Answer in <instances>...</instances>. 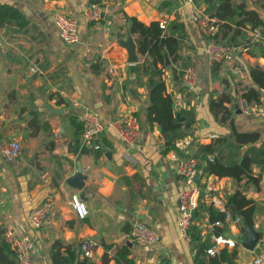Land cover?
Here are the masks:
<instances>
[{"label": "crops", "instance_id": "crops-1", "mask_svg": "<svg viewBox=\"0 0 264 264\" xmlns=\"http://www.w3.org/2000/svg\"><path fill=\"white\" fill-rule=\"evenodd\" d=\"M93 1L102 8L101 18L86 22L80 13ZM163 1L166 3L160 7ZM242 1L247 10L264 21V0ZM0 3L14 6L27 20L23 28L0 26V142L13 139L20 146L19 157L14 160L0 155V234L7 225L22 229L33 245V264H50L55 243L61 255L67 249L74 250L73 264H115V255L123 250L134 264H195L189 238L181 240L178 236L175 204L179 192L191 186L196 188L198 181L204 185L201 198L204 204L217 200L223 207L225 196L240 190L253 207L251 228L242 226L239 232L240 227L231 223L214 225L222 230L221 236L209 239L210 243L215 239V254L225 248L227 252H235L233 264H253L257 258L258 264H264V167L250 165L251 176L258 180L256 187L244 179L235 182L213 175L200 178L199 171L194 173L191 183L176 176L178 165L196 154L200 146L222 138L223 145L206 157L225 161L233 153L228 145L232 146L235 133L257 135L253 144L238 148L239 162L250 148L248 156L264 151V91L248 75V69L253 67L264 72V38L260 34L255 37L252 29L247 30L249 44L243 42L239 44L241 52L223 57L213 76L211 61L203 52L208 36L202 35L194 23L196 9L204 12L202 0H0ZM56 10L77 18L75 44L66 45L59 39L52 22ZM161 11L166 24L176 19L184 25L179 55L189 61L195 73L193 87L185 90L181 79L173 80L171 68L163 71L165 92L171 98L172 111L179 116L177 121L183 133L173 150H165L159 128L147 121L146 76L135 73V64L141 59L125 19L134 17L148 24L157 21ZM129 41L136 56L134 63L128 62ZM168 61L171 64L169 58ZM171 65L177 73L179 67L176 63ZM32 66L36 70L29 72ZM249 87L259 91V105L248 104L251 111L244 114L238 100L241 89ZM224 92L232 97L225 105L230 122L221 124L209 111L208 101ZM44 106L60 113L52 114ZM84 111L96 113L104 124L120 114L134 115L140 127L136 146L125 148L106 129L99 135V151L78 148L76 153L69 152L73 130L68 118H77ZM30 114H36V126L29 125ZM186 123H190L188 127ZM61 125L65 127L63 138L58 132ZM76 164L85 176L80 191L66 183ZM71 194H76L86 206L87 215L82 220H77L70 209ZM197 196L198 193L193 196L195 205ZM46 200L52 203L49 222L32 229L28 213ZM135 223L153 230L158 236L157 244L149 247L134 244L128 235ZM196 225L202 238L212 228L204 212ZM250 235L255 242L247 245ZM82 241L91 244L89 258L81 256ZM208 257L198 259V264H207Z\"/></svg>", "mask_w": 264, "mask_h": 264}, {"label": "trees", "instance_id": "trees-1", "mask_svg": "<svg viewBox=\"0 0 264 264\" xmlns=\"http://www.w3.org/2000/svg\"><path fill=\"white\" fill-rule=\"evenodd\" d=\"M93 2L97 3L96 1ZM202 2L205 4L204 12L214 19L215 32L209 35V40L229 45H239L244 42V44L248 45L249 38L246 35V31L254 28H258L260 36L264 38V21L260 20L254 11L247 10L244 1L202 0ZM165 3L166 1L161 2L160 7ZM125 19L131 22L128 29L134 37L136 52L141 59L139 63L135 64V73H137V76L138 74L146 76L145 81L148 87L149 102L146 109L147 121L149 124H154L159 128L164 140L165 150L176 149L175 141L182 137L183 133L181 132V125L172 111L171 98L165 92L163 71L167 67L171 68L173 80L177 81L181 79L182 69L189 64L185 57L179 55L184 25L176 19H172L168 21L164 29H160L156 21L144 24L134 17L125 16ZM26 24L27 20L14 6L0 3V26L23 28ZM163 52L166 53L171 64L176 63V66L179 67L177 73H175V68L171 64H164ZM219 63L220 60L211 61V75L214 76L216 74ZM248 75L257 87L264 91V72L253 67L248 69ZM240 96L248 104L259 105L260 93L257 89L252 87L241 89ZM231 99L232 97L229 93L224 92L216 99L208 101L209 111L221 124L227 121L230 122L228 118L229 110L225 105L229 104ZM30 115L29 125L36 126L37 121L34 120L36 114ZM68 121L69 127L73 130L68 150L71 153H76L82 126L77 121V118L70 116ZM189 124L186 123L185 126L188 127ZM256 138L257 135L255 133H235L232 146L228 145L233 150V153L223 162L216 157H212L208 161L206 155L212 156L223 145L224 138L214 141L211 145L200 146L197 153L189 158L194 159V169L195 172H200V178L213 175L217 178L228 177L235 182L244 179L247 184L256 187L258 180L251 176L250 165L256 163V165L264 167V151H257L259 152V160H256L258 157L257 152L255 154L250 153L251 155L249 156L246 155V152H251V148L245 152L240 162L237 159L238 148L241 145L253 144ZM195 186L198 196L191 217L188 236L195 251L193 261L198 264L200 261L198 259L204 256L203 251L211 247L210 236H221L222 230L214 226V223L223 224L224 214L215 209L212 204H204L201 201L204 185L197 181ZM223 207L232 217L237 216L241 219L239 232H242V226L246 228L252 227L253 207L251 206V201L245 198L242 191L234 190L232 194L226 195ZM203 212L206 213L207 221L212 225V228L210 233L202 238L200 236V228L196 223L200 220ZM58 248L59 246L56 243L52 246L50 264H73L75 262L74 250L67 249L66 253L61 255ZM234 256V251L227 252L225 248H221L217 254L208 257L207 264H233ZM114 260L115 264H134L128 258V252L125 250L118 252ZM0 264H16L13 253L2 241H0Z\"/></svg>", "mask_w": 264, "mask_h": 264}, {"label": "built area", "instance_id": "built-area-1", "mask_svg": "<svg viewBox=\"0 0 264 264\" xmlns=\"http://www.w3.org/2000/svg\"><path fill=\"white\" fill-rule=\"evenodd\" d=\"M102 8L97 3L91 2L86 5L80 16L86 22H96L100 20ZM161 16L157 19V26L164 29L166 20L163 17V11L160 12ZM52 22L59 39L66 45L75 44L78 41L77 33V18L65 14L61 10H56L53 13ZM194 23L196 28L202 35L208 36L215 32L214 20L205 14L200 8L196 9L194 14ZM252 34L255 37L259 36L258 29H252ZM242 49L239 45H229L224 43H215L208 40L204 47L205 53L209 61H218L223 57L233 52H241ZM35 67H29V72H34ZM195 82V73L192 66L188 65L182 69L181 83L183 89L189 90L193 87ZM240 109L244 114H249L251 111L248 103L240 97L238 100ZM77 121L82 126V131L78 138V148L87 152L99 151L101 149L99 144V135L104 130L111 131L117 140L127 149L136 146L140 127L137 118L131 113L120 114L112 118L107 124H104L101 118L94 112L84 111L77 115ZM57 136V132L53 134ZM20 146L16 140L9 139L0 142V155L6 160H14L19 157ZM208 161L211 156L206 157ZM195 161L193 158H187L176 169V176L187 183H191V179L195 173ZM197 192L194 186L181 190L176 198V211L177 220L176 228L178 236L181 240H188V231L191 225V217L195 208L193 196ZM68 204L72 213L77 220H82L87 215V209L84 202L76 195L71 194L68 198ZM52 203L49 200L33 207L27 216L28 223L32 229H38L49 222V215ZM212 206L219 209L224 214L223 222L231 223L240 226L241 219L237 216L232 217L223 207L219 206V202L214 200ZM218 223H214L217 225ZM129 239L136 245L142 247L154 246L158 242L157 234L149 227L142 223H135L132 225ZM214 238L211 239V247L203 251L204 256H212L217 251V246L213 244ZM0 241L8 246L13 253L16 264H33L32 250L33 245L30 238L26 233L14 225H7L4 227L0 234ZM79 250L83 258L91 256V244L82 241L79 244ZM260 258L253 261V264H258Z\"/></svg>", "mask_w": 264, "mask_h": 264}, {"label": "water", "instance_id": "water-1", "mask_svg": "<svg viewBox=\"0 0 264 264\" xmlns=\"http://www.w3.org/2000/svg\"><path fill=\"white\" fill-rule=\"evenodd\" d=\"M127 24L129 27L131 22L128 21ZM127 49H128V62L134 63L136 61V56H135V53L133 50V44L131 41L128 42ZM163 60H164L165 64H168L169 61H168V58L166 55H163ZM130 70H132V68H130ZM234 108H236L235 105H234ZM44 109L46 111L52 113V114H59L60 113L59 110L51 109L48 106H44ZM176 117L179 120V116H176ZM58 132H59V136L63 138L65 136V127L63 125H61L58 128ZM193 180H195V179H193ZM84 181H85V176L82 174L81 167L78 164H76L75 172L74 173L70 172L68 174L67 179H66V183L70 188H72L76 191H80L83 187ZM254 242H255V238L252 235L248 236L247 245L248 244L252 245ZM250 247L248 246V248H250Z\"/></svg>", "mask_w": 264, "mask_h": 264}]
</instances>
